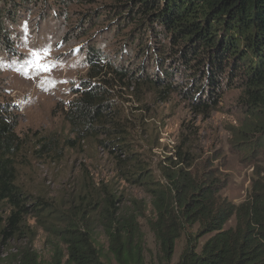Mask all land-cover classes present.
<instances>
[{"label":"trees","instance_id":"1","mask_svg":"<svg viewBox=\"0 0 264 264\" xmlns=\"http://www.w3.org/2000/svg\"><path fill=\"white\" fill-rule=\"evenodd\" d=\"M89 3L0 0V64L19 58L22 21L35 20L39 29V20L60 19L63 36L78 41L87 65L64 119L77 139L96 138L103 149L120 148L124 157L115 161L118 172L147 193L153 214L147 227L162 263L264 264V173L256 172L238 204L220 193L223 184L212 168L198 167L182 147L174 158H164L172 167L160 166L156 177L126 142H115L121 121L112 117L117 110L112 92L118 86L153 91L162 100L177 93L205 117L226 92L236 90L241 114L232 141L239 149L251 146V154L262 151L264 0H116L80 8ZM73 5L79 9L72 10ZM99 23L103 25L96 29ZM110 25L112 31L123 26L126 32L99 43L97 30ZM2 89L0 85V95ZM11 112L10 104L0 101V242L22 235L33 240L35 232L26 222L33 213L35 226L52 234L54 247L44 262L28 245L13 255V264H144L138 217L116 208L121 198L107 185L101 191L93 180L92 185L84 181L67 210H61L18 183L16 157L23 144ZM62 142L46 139L35 153L61 156ZM97 230L104 233L111 260L101 252ZM181 235L184 245L172 262ZM203 235L208 237L200 245Z\"/></svg>","mask_w":264,"mask_h":264},{"label":"rangeland","instance_id":"2","mask_svg":"<svg viewBox=\"0 0 264 264\" xmlns=\"http://www.w3.org/2000/svg\"><path fill=\"white\" fill-rule=\"evenodd\" d=\"M113 1L116 0H90L88 6L80 8L90 10L102 2ZM74 8L79 9L77 5H73L72 10ZM100 23L104 24L103 21ZM100 23L96 29L103 25ZM60 25V19L50 17L39 20V29L35 27V20L22 21L19 58H7L0 64V85L3 87L0 101L10 104V118H16L15 132L23 144L16 157L18 183L33 196L51 201L61 210H67L84 181L92 185L93 180L101 191L111 188L115 197L121 198L116 208L138 217L139 235L144 241V264H163L147 227L148 218L153 217L147 193L143 187L133 186L118 172L115 161L124 157L120 148L103 149L96 138L77 139L64 119L63 113L68 102L75 97L80 80L86 75L87 65L84 51L79 49L81 45L78 41L68 40L65 34L63 36L65 29ZM97 31L100 43L116 36L122 38L126 29L122 26L112 31L110 25L104 26L102 32L100 29ZM45 49L47 55H44ZM34 52L43 56L41 63L55 66L50 71H42L36 65ZM112 95L117 108L116 112L112 111V117L116 114L121 121L116 126L121 131L115 142H126L156 177L160 166L167 164V168L172 167L164 158H174L175 152L182 147L198 167L205 164L207 169L212 168L213 175L223 184L220 193L238 204L249 192L256 172L264 173V149L251 154V146L250 150L247 146L239 149L232 141L241 114L236 105V90L226 92L217 109L207 117L194 111L189 102L177 93L162 100L153 91L140 93L134 86L129 89L118 86ZM50 138H56L60 143L63 141L62 155L37 156L35 151L39 145ZM26 222L35 232L33 240L22 235V238L0 242V264H13V255L28 245L44 262L52 258V234L35 226L33 213L26 216ZM232 223L233 217L228 225ZM190 232L195 234L197 226L191 227ZM96 233L102 254L111 260L103 231L97 230ZM207 237L199 238L200 245ZM184 241L185 235L177 239L172 262L178 259Z\"/></svg>","mask_w":264,"mask_h":264},{"label":"snow or ice","instance_id":"3","mask_svg":"<svg viewBox=\"0 0 264 264\" xmlns=\"http://www.w3.org/2000/svg\"><path fill=\"white\" fill-rule=\"evenodd\" d=\"M35 61H36V65L37 67L41 68L42 71H50L52 67H54L55 65H51L48 63H41V61L43 60V56H41L39 53H32ZM44 55H47V50H44Z\"/></svg>","mask_w":264,"mask_h":264}]
</instances>
